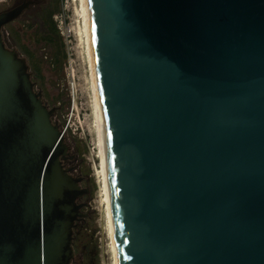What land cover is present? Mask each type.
<instances>
[{"label": "water", "instance_id": "95a60500", "mask_svg": "<svg viewBox=\"0 0 264 264\" xmlns=\"http://www.w3.org/2000/svg\"><path fill=\"white\" fill-rule=\"evenodd\" d=\"M83 2L117 264H264V0ZM17 15H0V264H71L87 190L2 40Z\"/></svg>", "mask_w": 264, "mask_h": 264}, {"label": "rangeland", "instance_id": "374dc122", "mask_svg": "<svg viewBox=\"0 0 264 264\" xmlns=\"http://www.w3.org/2000/svg\"><path fill=\"white\" fill-rule=\"evenodd\" d=\"M81 0H45L50 9L58 7L53 22L58 30L65 58L59 44L42 40L44 33L17 39L27 47L19 49L27 62L35 91H40L49 108H55L52 121L64 130L68 156L65 167L80 178V187L87 193L79 200L85 203V214L73 231L75 244L73 264H114L109 225L104 202L101 158L96 127L95 101L90 77ZM81 6V7H80ZM70 31L69 38L62 32ZM36 39V40H35ZM32 40H35L32 43ZM31 41V42H29ZM16 48L11 43L10 48ZM18 49V48H17ZM55 58L59 60L55 61ZM38 70V71H37Z\"/></svg>", "mask_w": 264, "mask_h": 264}, {"label": "flooded vegetation", "instance_id": "af4514ba", "mask_svg": "<svg viewBox=\"0 0 264 264\" xmlns=\"http://www.w3.org/2000/svg\"><path fill=\"white\" fill-rule=\"evenodd\" d=\"M44 1L45 0H0V15L11 11H18V15L15 19L1 27V35L5 46L10 50L16 51L20 57L23 55L18 52L19 49L26 54L30 51H27V47L21 44L17 39H21L22 41V37L25 33L29 36L35 33H44L45 35V33L49 31L48 13L50 8L45 5ZM35 40H32V43ZM11 43L15 44L16 48H10Z\"/></svg>", "mask_w": 264, "mask_h": 264}, {"label": "bare ground", "instance_id": "6f19581e", "mask_svg": "<svg viewBox=\"0 0 264 264\" xmlns=\"http://www.w3.org/2000/svg\"><path fill=\"white\" fill-rule=\"evenodd\" d=\"M82 5V16L84 19V31L86 36V45H87V54L89 59V68H90V77L91 83L93 88V95L95 101V115H96V127H97V135H98V146H99V153L101 158V174H102V184H103V194H104V202L106 205V214L108 219L109 225V233L111 239V249L112 255L114 258V264L116 262V251H115V244H114V232L111 222V214H110V199H109V192H108V185L106 180V166H105V153H104V133H103V125H102V118H101V110H100V102L98 97V85H97V77H96V70L92 55V48H91V41H90V34H89V26H88V19L86 15V10L84 6L83 0L80 1Z\"/></svg>", "mask_w": 264, "mask_h": 264}, {"label": "trees", "instance_id": "16d2710c", "mask_svg": "<svg viewBox=\"0 0 264 264\" xmlns=\"http://www.w3.org/2000/svg\"><path fill=\"white\" fill-rule=\"evenodd\" d=\"M57 9L58 7L56 6L55 8H52L49 10V13H48V23H49V31H47L45 33V35L42 37V40H44L47 44L49 42H56L59 44V51H60V56L61 58H65V53L63 51V44L61 42V38L59 36V33H58V30L53 22V15L57 12ZM55 61H59L57 60V58H55ZM38 71V70H37ZM78 252L81 251V247H79L77 244H75V239H74V236H73V249L74 251L76 252V249ZM79 259H78V264H79ZM71 264H73V261L71 262Z\"/></svg>", "mask_w": 264, "mask_h": 264}, {"label": "built area", "instance_id": "2783aa9c", "mask_svg": "<svg viewBox=\"0 0 264 264\" xmlns=\"http://www.w3.org/2000/svg\"><path fill=\"white\" fill-rule=\"evenodd\" d=\"M62 35H64L65 38H69L70 31L69 30H65V32H62Z\"/></svg>", "mask_w": 264, "mask_h": 264}]
</instances>
